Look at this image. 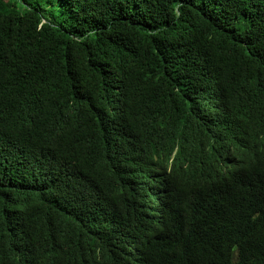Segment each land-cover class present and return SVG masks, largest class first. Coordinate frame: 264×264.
<instances>
[{
    "label": "trees",
    "instance_id": "16d2710c",
    "mask_svg": "<svg viewBox=\"0 0 264 264\" xmlns=\"http://www.w3.org/2000/svg\"><path fill=\"white\" fill-rule=\"evenodd\" d=\"M0 264H264V0H0Z\"/></svg>",
    "mask_w": 264,
    "mask_h": 264
}]
</instances>
